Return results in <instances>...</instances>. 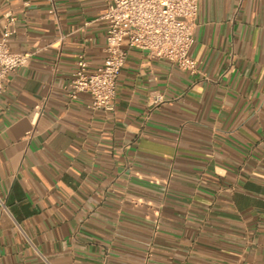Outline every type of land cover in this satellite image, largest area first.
Masks as SVG:
<instances>
[{"label": "crops", "instance_id": "1", "mask_svg": "<svg viewBox=\"0 0 264 264\" xmlns=\"http://www.w3.org/2000/svg\"><path fill=\"white\" fill-rule=\"evenodd\" d=\"M110 1L0 0L36 52L0 94V264H264V0H200L197 71L131 49L92 111L64 86Z\"/></svg>", "mask_w": 264, "mask_h": 264}, {"label": "built area", "instance_id": "2", "mask_svg": "<svg viewBox=\"0 0 264 264\" xmlns=\"http://www.w3.org/2000/svg\"><path fill=\"white\" fill-rule=\"evenodd\" d=\"M200 0H111L105 17L108 20L105 59L94 71L80 55L77 67L64 86L70 100L81 94L91 98L92 111L112 112L115 109L118 78L131 49L167 60L191 74L197 71V62L191 56L195 43L194 31ZM15 18L8 15L0 40V94L4 92L8 75L27 66L32 51L15 52L9 38ZM42 114L35 107L33 123ZM259 264V263H249Z\"/></svg>", "mask_w": 264, "mask_h": 264}]
</instances>
